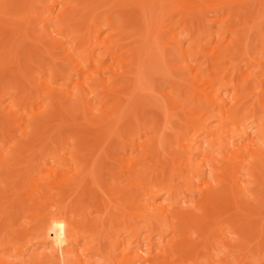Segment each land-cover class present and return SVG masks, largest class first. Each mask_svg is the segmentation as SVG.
<instances>
[{
	"label": "bare ground",
	"instance_id": "obj_1",
	"mask_svg": "<svg viewBox=\"0 0 264 264\" xmlns=\"http://www.w3.org/2000/svg\"><path fill=\"white\" fill-rule=\"evenodd\" d=\"M21 1L0 0V16L7 15L10 4L19 10ZM130 1L137 2V12L130 9L133 13L117 22L110 15L101 20L103 28L115 33L113 39L99 38V24L93 27L94 39L105 48L104 54L102 48L99 52L104 57L97 53L94 65L89 53L83 63L70 57L73 64L69 63L66 77L69 79L72 73L83 79L75 92L57 89L52 81L48 85L42 79L37 82V76L43 77L40 66L36 77L28 76L30 72L25 70V64H31L45 49L40 40L46 32L30 39L26 30L21 31L33 15V3L21 4V14L17 12L21 25L18 18V23L11 21L10 29L3 25L6 22L1 23L6 33L14 30L17 35L14 52L15 45H8L4 31L0 35L1 65H13L9 73L17 81L23 80V94L18 95L21 83L17 82L4 93L7 102L0 99V117L6 121L11 118L14 124L10 132L14 125L19 129L15 127L9 134L4 120L7 139L3 128L4 137L0 134L4 149L0 152V199H4L0 200V264H17L7 258L10 246L21 248L17 252L19 264H264V27L257 26V44L253 45L248 35L250 27L264 20V0L248 10L249 16L253 12L257 16L248 22L247 34L241 28L226 26V16L224 20L218 14L213 18L206 15V9L215 13L218 0ZM227 1L233 2L228 11L242 13L234 7L239 4L237 0ZM76 2L69 6L61 3L51 17V9L46 6L41 23L54 21L62 30L68 25L66 20H88L94 1ZM125 2L122 4L128 9L130 4ZM65 8L73 14L64 13ZM172 8L181 14L175 21ZM10 13L12 8L9 18ZM232 13L228 17L234 16ZM94 19L90 14L89 24ZM168 19L171 25L167 23L166 31H162ZM213 22L220 24L211 31ZM165 32L168 37L164 38ZM203 37L215 42L213 54L204 55V60L200 59V49L189 53V47ZM50 38L56 45L61 43L55 36ZM130 38L137 44L131 46ZM186 43L189 46H184ZM221 46L224 48L219 53ZM69 49L65 51L70 53ZM107 59L116 65L105 64ZM174 59L181 63H172ZM89 63L94 70L87 74ZM106 71L114 74L117 82L111 75L104 76ZM0 72L5 78L7 71ZM54 72L50 79L56 77ZM152 73L169 79L167 92L155 93L157 89L149 85ZM90 84L94 88H87ZM143 90L160 100L155 102L158 100L153 96L147 102L159 107L162 121L157 117L148 131L147 122L142 120V127L133 132L124 118L130 112L136 114L132 112L137 109L132 100ZM56 118L62 122L59 126L53 124ZM50 123L58 131L67 125L72 133L61 136V129L55 132ZM83 124L89 129L82 131ZM13 133L18 138L9 144ZM111 143L120 146L119 153ZM107 157H112L115 167ZM105 161L113 165L107 169ZM103 176L108 177L105 181L110 178L107 189L101 187ZM35 197L42 204L37 205ZM17 218H21L19 222ZM9 233L14 237L7 238ZM32 241L36 243L28 250L27 243Z\"/></svg>",
	"mask_w": 264,
	"mask_h": 264
},
{
	"label": "rangeland",
	"instance_id": "obj_2",
	"mask_svg": "<svg viewBox=\"0 0 264 264\" xmlns=\"http://www.w3.org/2000/svg\"><path fill=\"white\" fill-rule=\"evenodd\" d=\"M10 1H12V0H10ZM31 1V2H30ZM34 1V0H33ZM62 2H60V0H37V2H36V0L34 1V3L32 2V0H23V2L21 1V4L23 3V5H29L30 3H33L32 5H33V7H32V10H33V15H32V17L30 18V20H29V23L27 24V26H26V24L25 25H23V27H22V29H21V31L22 30H26V32H27V34L29 35L28 37L31 39V38H33V37H36V35L38 36L39 34H40V32H42V31H44V32H46L45 33V35L44 36H42V38H41V45L40 46H42V44H45L44 46L45 47H43V48H45L44 49V54L43 53H41V54H39L38 56L37 55H35V57H34V59H33V61H36L37 63H35V62H33L32 61V63L31 64H25V60H22V61H20V62H24L23 64H25L26 65V69L25 70H27V71H29L30 73H28V76H32L31 74H35V73H38V69H40V67H41V69L43 70V72H42V70L40 69L39 71H41V73H42V75L41 76H43L42 78H40L39 79V77L37 76V75H39V74H35L34 75V77H36L37 76V78L38 79H36L35 78V80L38 82V80L39 81H41V79H42V82H43V84L44 83H46L47 85H48V81H52L51 83L54 85V87H56L57 89H60V88H65V90H67V91H77L76 89H77V83H79L80 85H82L83 83H82V80L80 79V78H78V79H80V80H78L77 79V77L75 76V75H73L72 73H71V75L69 76V79H68V76L66 77V75H65V73L66 72H68V73H70V65H69V63H72L73 64V60L72 59H74L75 58V60L77 61V62H81V63H83V61H82V59L84 58V57H87V55H89V54H91L90 55V57H89V60L92 62L93 61V63H91L92 65H94V60L95 59H98V57L100 56V58L101 57H104V53H105V48H103L102 46L103 45H101L100 43H98L97 42V40H95L94 39V37H93V35L95 34V32H94V30H95V28H93L94 26H97V24H99L97 27L98 28H100V30H99V38H101V37H107V40H111V39H113L114 37H115V33L114 32H112V31H109L110 29H107V27H104L103 28V21H101V20H103L104 19V17L106 16V15H110V18L111 19H114V22H117V21H119L120 20V18L122 19H124V17H126V15L128 16L129 15V11H138V8H137V6H135V4L136 5H138L137 4V2L135 1V2H133L132 4H130L132 1H130V0H119V2L118 3H115V1L116 0H98V2H97V0H93L95 3H98V4H96L95 5V3L93 2V6H95L94 8H93V10L92 9H90L91 10V12L89 13V17L87 16V18H88V20H86L85 19V21L83 22V18H82V20L80 19L79 20V18H75V19H70V20H66V22L68 23V25L65 27V28H63L62 30H60V26L58 25L59 23H52V22H54V21H52V22H45L44 24H45V26L43 27L42 25H44L43 23H41V19L44 17V14L46 13V6H48L47 7V9H51V14H49V16L51 17V16H54L56 13H57V11H58V9L60 8V5H61V3H65V4H67L68 6L69 5H73V2L74 3H77L76 1H78L79 2V0H65V2H64V0H61ZM81 2L83 1V2H86L87 0H80ZM118 1V0H117ZM116 1V2H117ZM122 1V2H121ZM124 1H126L125 3H127V5H129L128 7V9H126L125 8V4H122V3H124ZM130 1V2H129ZM223 1V0H222ZM221 1V2H222ZM226 0H224L223 2H224V4H222V6H221V3L219 2V0L218 1H216L217 2V4L218 5H215V8H214V11H215V13L213 12V10H212V12H211V10H209V9H206L205 10V13H206V15L208 16V17H212V16H215L216 14H218V16L219 17H221L222 19H224L225 21H228L229 20V22H225V25L227 26H229V27H231V25H232V28H236V30H239V28H241L240 30H246L245 32H246V34H247V28L249 27L248 25L250 24V23H248V22H253L254 20H255V15L257 16V13L256 12H253L252 13V16H249L250 15V11L248 12V10H250V9H252L254 6H258V4H256V3H258V1L260 2L261 0H257L256 2H255V4H254V0L253 1H250V0H248V2L246 3L245 1L246 0H237V2L239 3L238 5L237 4H235V6L234 7H236V8H240L239 10H241L240 12H242V13H239V11L236 13L237 15L235 16V12H236V10H235V12H234V9H233V13H232V11H228V10H231V5L230 4H232L233 2H232V0H231V2L232 3H230V1H227V2H225ZM250 1V2H249ZM67 2V3H66ZM80 2V3H81ZM82 2V3H83ZM101 2H103V3H101ZM106 2V3H105ZM121 2V3H120ZM235 2V1H234ZM236 2V3H237ZM253 2V3H252ZM135 3V4H134ZM230 3V4H229ZM21 4H19L20 6V8L22 9V7H21ZM106 4V5H105ZM110 4V5H109ZM119 4H121V5H119ZM220 4V5H219ZM22 5V6H23ZM80 6H81V4H79ZM98 5H101L100 7H97ZM116 5V6H115ZM127 5H126V7H127ZM230 5V6H229ZM233 5V4H232ZM248 5V6H247ZM110 6V7H109ZM119 6V7H118ZM124 6V7H123ZM158 6V5H157ZM221 6V7H220ZM10 7L12 8V10H13V13H10V16H11V18L13 17L14 19H12L11 20V18H9V16H8V13L10 12V10H11V8H10V10H6V12H7V15H6V13H3V15H6V16H8V20L6 19L7 17L6 16H0V28L2 27H4V26H7L9 29L11 28V21H13V22H16V23H18L17 22V18H18V20H19V24L21 25V23H22V20L20 21V19H19V16L21 17V15H19V13L21 12V11H19L20 10V8H19V10H18V7L16 6V7H12V5L10 4ZM115 7V8H114ZM116 7L118 8V10L116 9ZM121 7V9H119ZM233 7V6H232ZM249 7V8H248ZM250 7H252V8H250ZM45 8V9H44ZM67 8V7H66ZM65 8V9H66ZM70 8V7H69ZM64 9L63 11H64V13H67V15L68 14H73V11L71 10V9ZM110 8H112V9H110ZM212 8V7H211ZM16 9V10H15ZM23 9H24V7H23ZM123 9V10H122ZM131 9V10H130ZM171 9V8H170ZM14 10L16 11V15H17V12H19L18 13V15L16 16L15 14H14ZM18 10V11H17ZM117 11V12H115V11ZM172 10H174V12L172 13V20L174 19V21H175V19L177 20L178 18H180V16H181V14H179L178 13V11H177V9L175 8V9H173L172 8ZM243 10H244V12H243ZM72 11V12H71ZM112 11V12H111ZM128 11V12H127ZM12 12V11H11ZM45 12V13H44ZM124 12V13H123ZM218 12V13H217ZM232 13V15H234V16H231V17H228V15H229V13ZM63 13V15H66V14H64ZM94 13V14H93ZM133 13V12H132ZM132 13H130V14H132ZM135 13V12H134ZM213 13H214V15H213ZM228 13V14H227ZM249 13V14H248ZM255 13V14H254ZM21 14V13H20ZM36 14V15H35ZM42 14V15H41ZM90 14H91V18L92 17H95L96 19H94L93 21H92V23H90L89 24V21H90ZM93 14V15H92ZM238 14H239V16H240V18L238 17ZM14 15L16 16V17H14ZM41 15V16H40ZM125 15V16H124ZM34 16V17H33ZM118 16V17H117ZM206 16V17H207ZM224 16H226V17H224ZM249 16V17H248ZM41 17V18H40ZM115 17V18H114ZM174 17V18H173ZM224 17V18H223ZM232 17H233V19H232ZM242 17V18H241ZM245 17V18H244ZM253 17V19H251ZM16 18V19H15ZM99 18V19H98ZM117 18H118V20H117ZM213 18V17H212ZM230 18V19H229ZM239 18V19H238ZM32 19V20H31ZM76 19H78V21L76 20ZM220 19V18H219ZM244 19H246V20H244ZM251 19V20H250ZM36 20V21H35ZM237 20V21H236ZM7 21H9V23H10V26H9V23L7 22ZM80 21V22H79ZM99 21H101V22H99ZM165 21L166 20H164V23H163V25H164V27H165V29H162V31H166V28L168 27L167 25L169 24V26L171 25L170 24V21H169V19H168V22L166 21V23H165ZM190 21V20H189ZM4 22H6L7 23V25L6 24H3L4 26H2V24L1 23H4ZM72 22V23H71ZM75 22V23H74ZM87 22V23H86ZM219 22H221V20L219 21ZM16 23H14V24H16ZM97 23V24H96ZM102 23V24H101ZM168 23V24H167ZM13 24V23H12ZM124 24H126V23H124ZM220 23H218V22H213V26L212 27H210L209 28V30H211V31H214L215 29H217L218 28V25H219ZM34 25V26H33ZM36 25V26H35ZM254 25H256V24H254ZM253 25V26H254ZM261 26V28H263L264 27V20H263V22L261 21L259 24H257L256 25V27H250L249 29H251V30H249V33H248V35L250 36V38H251V40H252V44L254 43V44H257V40H258V37H257V26ZM100 26V27H99ZM101 26H102V28H101ZM167 26V27H166ZM226 26L224 27V30L226 29ZM246 26V27H245ZM258 26V27H259ZM263 26V27H262ZM26 27V28H25ZM27 27H28V29H27ZM31 27V28H30ZM34 27V28H33ZM37 27V28H36ZM43 27V28H42ZM163 27V28H164ZM1 28V31H0V35H7L6 36V41H7V39H8V45H10V46H14L15 44H16V42H14L15 40L14 39H16L15 37L17 36H15L14 35V33H15V31L14 30H10L11 32H9L10 33V36H9V33L7 32H5L6 30H5V28H3L2 29ZM24 28V29H23ZM30 28V29H29ZM39 28H40V30H39ZM42 28V29H41ZM254 30H256L255 31V33H254V31H253V29ZM256 28V29H255ZM38 29V30H37ZM44 29V30H43ZM91 29V30H90ZM261 30H263L264 31V28L263 29H261ZM4 31V32H3ZM88 31L90 32V33H88ZM2 32H3V34H2ZM14 32V33H13ZM110 32H112L111 34H110ZM35 33V34H34ZM50 34V36H49V34ZM94 33V34H93ZM251 33V34H250ZM13 34V35H12ZM48 34V35H47ZM93 34V35H92ZM166 32L163 34V36H164V38H165V36H166ZM195 34H198V30L197 31H195ZM90 35V36H89ZM168 35V34H167ZM256 35V36H255ZM8 36H9V38H8ZM51 36H55V38H57V39H60L61 40V45L60 44H58V45H56L57 43L56 42H54V41H52L51 42ZM92 36V37H91ZM166 37H168V36H166ZM12 38V40H10ZM49 38V39H48ZM10 40V41H9ZM43 40H45V41H43ZM92 42H91V41ZM133 41V42H130V45L132 46V45H136L137 43H136V41H134V39H131L130 38V41ZM13 41V42H12ZM50 43H49V42ZM43 42V43H42ZM46 42V43H45ZM53 42L55 43L54 45H53ZM96 42V43H95ZM9 43H11V44H9ZM15 43V44H14ZM98 43V44H97ZM5 44H6V42H5ZM4 44V45H5ZM52 44V45H51ZM253 44V45H254ZM7 45V44H6ZM48 45H50V46H48ZM58 47H56V46ZM214 45H215V42H213V41H208L207 40V37H203V39H201V40H199L197 43H196V45H194V46H190L189 47V53L190 54H192V52H196L197 50H201V54H202V56H200V59H202V60H204L205 59V56L204 55H207V57H209L208 56V54H213V47H214ZM63 46V47H62ZM184 46H189V44L188 43H186ZM252 46V45H251ZM259 46V45H258ZM16 47V45L14 46V47H12L13 49L11 50V51H13L14 49H16L15 48ZM53 47V48H52ZM70 48L68 51L70 52V53H68L67 51H65V49L66 48ZM253 47V49H254V47L255 46H252ZM257 47V46H256ZM4 48V50L6 49V46H4L3 47ZM30 48H31V46H30ZM33 49H34V46L32 47ZM56 48V49H55ZM103 49V51L104 52H102V53H99L100 52V49ZM223 48L224 47H220V49H219V53H221V51L223 50ZM33 49H31V50H33ZM54 49V50H53ZM58 49V50H57ZM102 49H101V51H102ZM255 50H257V49H255ZM48 51V52H47ZM14 52V51H13ZM13 52H9V55L11 56L12 54H13ZM54 52V53H53ZM67 52V53H66ZM92 52V53H91ZM48 53V54H47ZM63 53V54H62ZM89 53V54H88ZM97 53L99 54V56L97 55ZM54 54V55H53ZM69 54V55H68ZM93 54V55H92ZM41 55V56H40ZM45 55V56H44ZM58 55V56H57ZM95 55V56H94ZM103 55V56H102ZM216 55V54H215ZM8 56V55H7ZM9 56V57H10ZM65 56H67V57H65ZM72 59H71V58ZM93 57V58H92ZM204 57V58H203ZM0 58H1V55H0ZM51 58V59H50ZM55 58V59H54ZM57 58V59H56ZM109 58V57H108ZM150 58H152V57H150ZM50 59V60H49ZM94 59V60H93ZM176 59V58H175ZM173 60L172 61V63L174 62H176V64L177 65H179V63H181L180 61H176V60ZM4 60H6V59H4ZM3 60V61H4ZM45 60V61H44ZM53 60V61H52ZM67 60V61H66ZM52 61V62H51ZM55 61H58V62H55ZM65 61V62H64ZM107 61H108V63H110V62H112L114 65H116L115 63H114V61H112L111 59L109 60V59H107V60H105V64L107 63ZM150 61H153V60H150ZM0 70L1 71H7L6 73L5 72H3V74L5 73L6 75V77L5 78H3L4 76H0V79H2V81H0V99L1 100H3V99H5V101L7 102V100H8V98H7V96H4L3 97V95H4V93L5 92H7V91H11V88H13V86H15V85H17V82H19V81H17L16 80V78H14L13 77V75H11V73H9V71H11V69H13V65L11 66V63L10 62H8V63H10V66L8 65V67L6 66V64L5 65H1V64H4L2 61H1V59H0ZM5 62V61H4ZM7 62V61H6ZM40 62V63H39ZM42 62H43V64H42ZM49 62H51V64L52 63H54V64H52V66H51V64L49 63ZM76 62V63H77ZM147 62H149V57L147 58ZM177 62H179V63H177ZM7 63V64H8ZM76 63H74V64H76ZM89 63V65L90 66H88L87 67V69H86V72H87V74L89 73H91V72H93V70H94V68H92L93 66L91 65ZM35 64V65H34ZM41 64V65H40ZM112 64V65H113ZM28 65V66H27ZM30 65H32V66H30ZM55 65H57L58 66V68H57V66H55ZM111 65V66H112ZM1 66L3 67V68H1ZM21 66H23V65H21ZM30 66V67H29ZM40 66V67H39ZM46 66V67H45ZM7 67V68H6ZM33 67V68H32ZM39 67V68H38ZM54 67H56L55 69H53ZM60 67V68H59ZM69 69V70H67V68ZM31 68V69H30ZM48 68V69H47ZM50 68V69H49ZM5 69V70H4ZM30 69V70H29ZM53 69V70H52ZM59 69V70H58ZM89 69V72L87 71ZM93 69V70H92ZM51 72H53L54 70H55V72L54 73H52L54 76L53 77H55V78H52V79H50V71ZM36 71V72H35ZM63 71V72H62ZM1 73V72H0ZM9 73V74H8ZM55 73H57V74H55ZM58 73H60V74H58ZM63 73V74H62ZM67 73V74H68ZM108 73L109 74H107V71L105 72V75L104 76H108V75H111V79L113 80V81H116L117 82V80L115 79V78H117L116 76H114V74H111V72L110 71H108ZM177 74V72H175L174 71V74ZM203 73H205V72H203ZM62 74V75H61ZM175 74V75H176ZM65 75V76H64ZM62 76V77H61ZM64 76V77H63ZM73 76V77H72ZM162 78H161V77ZM58 77V78H57ZM108 77H110V76H108ZM149 77H151L150 78V80L152 81V83L150 84L149 83V85H152L153 87H155L154 89L156 90L155 91V93H157V92H159V93H165V91L167 92L168 91V85L170 84V83H168L169 81V79L167 80V79H165V77L161 74V73H156V74H154V73H152V74H149ZM49 78V79H48ZM67 78V79H66ZM14 79V80H13ZM17 79H18V77H17ZM20 79V78H19ZM18 79V80H19ZM45 81H44V80ZM47 79V80H46ZM64 79V80H63ZM115 79V80H114ZM155 79V80H154ZM162 79V80H161ZM75 80V81H74ZM154 80V81H153ZM23 81V80H22ZM22 81H20L19 83H21V85L20 84H18V87H19V90H18V95H22L23 94V88H22V86H23V82ZM34 82V83H37V82ZM70 81V82H69ZM85 81V80H84ZM83 81V82H84ZM88 81V80H87ZM87 81H85V82H87ZM113 81H112V85H115L116 84V82H115V84L113 83ZM150 81V82H151ZM163 81V82H162ZM2 82V83H1ZM6 82V83H5ZM61 82H62V84H61ZM160 84H159V83ZM166 82V83H165ZM4 83V84H3ZM50 83V82H49ZM69 83V84H68ZM156 85L157 83H158V85H159V88L158 87H156V86H158V85H154V84ZM174 83H176L177 84V81H175ZM52 85V86H53ZM67 85V86H66ZM92 84H90V85H87V88H92V86H93V88H94V85H92ZM178 85L180 86V83H178ZM177 85V86H178ZM20 86H21V88H20ZM4 88V90H3V88ZM43 89H44V87H42ZM68 88H69V90H68ZM9 89V90H8ZM162 91H161V90ZM2 91V92H1ZM146 93H145V92ZM143 92V93H142ZM140 91L139 92V94L137 93L136 95L137 96H141V98L140 97H137L136 95H135V97H133V102L136 104V105H134L135 107H137V109L136 108H134V109H136V111H132V112H136V114L135 113H128V115L124 118L125 119V122H126V124L127 123H129L131 126H133V129L134 130H132L131 129V131H133V132H135V130L137 129V127L138 126H140V125H143V122L144 121H146L147 123V125L145 126V129L146 130H148L149 128H147V127H149V126H153V122L156 120V119H158V118H160V119H158L159 120V122L161 123V121H162V118L160 117V114H161V110L159 109V107L157 106V105H152V106H150V104H148V102H147V100H149V98L150 97H153L155 94H153V96H152V94H150L149 92H147V90H143V91ZM185 92V91H184ZM145 93V94H144ZM148 93H149V95H151V96H149L148 95ZM142 94V95H141ZM137 97V98H136ZM142 97H145V99H143ZM155 97L156 96H154V99H155ZM148 98V99H147ZM40 99H38L37 100V102L39 101ZM155 100H158L157 98L155 99ZM139 103H138V102ZM146 102H147V104H146ZM155 102H160V100H158V101H155ZM35 104H36V101L34 102ZM107 103V102H106ZM125 103H126V101H125ZM124 103V104H125ZM141 103V104H140ZM107 104H109V103H107ZM129 105V104H128ZM147 105H149V106H147ZM141 107V108H140ZM151 107V108H150ZM146 108V109H145ZM130 110H131V107L129 108ZM138 110H139V112H138ZM147 110H148V112H147ZM143 112V113H142ZM146 113V114H145ZM149 113V114H148ZM159 113V114H158ZM135 115V116H137V117H135V116H132V115ZM139 114H141V115H139ZM1 115V114H0ZM148 115V116H147ZM155 117H154V116ZM158 115V116H157ZM2 116V115H1ZM130 116H132L131 118H130ZM141 116H143V117H141ZM145 116H146V118H145ZM130 118V119H128V118ZM139 117V118H138ZM158 117V118H157ZM2 118V119H1ZM133 118H137V119H133ZM153 118V119H152ZM147 119H149V120H147ZM0 120H2V121H0L1 123H2V126H0V129H1V131H0V134H1V136L2 137H4L5 136V138H6V136H8V133L10 134V133H12L13 132V130L15 129V127H16V125H14L15 127H13L14 129L13 130H11V132L9 131L11 128H12V126H13V121L11 120V118H10V120L9 119H7V121H6V119L5 118H3V117H0ZM6 121V125H5V121ZM60 119H53L52 121H53V124H55V125H58V123L60 124V123H62V122H60L59 121ZM131 120V121H130ZM136 120H137V122H136ZM142 120H143V122H142ZM3 121H4V123H3ZM51 121V122H52ZM133 121V122H132ZM56 122V123H55ZM8 123H12V125L11 126H9L8 125ZM151 123V124H150ZM3 124H4V126H3ZM51 125V127H52V123H50ZM55 125H54V127H55ZM5 126L7 127L6 129H8V127H9V129L7 130L8 131V133H7V131H6V129H5ZM59 126V125H58ZM63 126V125H62ZM66 127H62V128H60L61 129V131H60V129H59V131H60V133H59V131H58V129H56V127H55V132L56 131H58L57 133H59L60 135L62 134H64L65 133V135L67 136V135H69V132L70 133H72L71 132V130L69 131V128L67 129V125H65ZM124 126V125H123ZM123 126H121L122 127V129H120V130H123ZM54 127H52L51 129H53ZM60 127H61V125H60ZM81 128V130L83 131V130H88L89 129V127H85L84 126V124L82 125V126H80ZM135 127V128H134ZM140 127H142V126H140ZM4 129V131H5V135L3 136V134H4V132L3 133H1L2 131H3V129ZM17 128V127H16ZM151 128V130H152V128L153 127H150ZM16 130H18L19 131V129L17 128ZM119 130V131H120ZM149 131V130H148ZM17 131H15L14 133H16ZM62 132V133H61ZM14 133H13V135H11L10 136V140H9V144H11V143H13L15 140V138L14 137H16V135L17 134H15L14 135ZM67 133V134H66ZM148 133H150V132H148ZM18 135H19V133H18ZM61 135V136H62ZM168 135H170L171 136V133L170 134H168ZM0 136V139L2 138ZM64 136V135H63ZM65 136V137H66ZM116 137V136H115ZM17 138H18V136L16 137V140H17ZM128 138V137H127ZM7 139V138H6ZM105 140H104V144H106V142H107V139H106V137L104 138ZM115 140V139H114ZM125 140H126V138H125ZM2 140H0V142H1ZM117 142H118V140H116ZM114 142V141H113ZM112 142V143H113ZM117 142H115L116 144H117ZM111 143V144H112ZM8 144V145H9ZM114 144V143H113ZM112 144V146L111 147H113V146H117L116 144L115 145H113ZM119 144V143H118ZM110 145V144H109ZM108 145V146H109ZM51 146V145H50ZM50 146H47L48 148H50ZM1 147V143H0V152H2V150L4 151V149ZM47 148V149H48ZM117 148L119 149L120 148V146L118 145L117 147H116V149H114L115 150V153H119V151H120V149L118 150V152L116 151L117 150ZM88 149V148H87ZM113 149H111V151H112ZM29 152V151H28ZM111 156V155H110ZM109 157V156H108ZM106 158V159H111V158ZM107 161V160H106ZM104 162L105 164H107V166H108V168L106 167V165L105 164H103L104 166H105V168H107V169H109V166H110V164H111V162L110 161H112V159L109 161V164H108V162ZM112 163H113V161H112ZM113 164H115V163H113ZM113 164H111V165H113ZM116 166V164L115 165H113V167H115ZM105 173V172H104ZM41 175V172H39L37 175H36V178H38L39 176ZM107 176H109V175H107ZM107 176H103L101 179L103 180V182L106 180V178H108ZM108 180H110V178L109 179H107V181H105V182H107V183H101V184H103V186H101L102 188L104 187V185H105V187L107 186V184H108ZM100 184V185H101ZM21 186V185H20ZM0 187H2L1 185H0ZM105 187H104V189H105ZM108 187H106V189H107ZM6 192H8V193H6ZM5 193L6 194H8V195H10L9 193H11V191H8V190H6L5 191ZM5 193H3L2 192V194H5ZM99 194V193H98ZM4 196V195H3ZM5 196H7V195H5ZM36 198V197H35ZM38 201H37V200ZM35 200H36V204L37 205H40V204H42V202H41V199H38V198H36ZM1 201H3L4 199H0ZM4 202V201H3ZM3 202H0V207H2L1 205V203H3ZM39 202V203H38ZM6 203H8V202H6ZM7 205V204H6ZM3 206H5V205H3ZM36 207V206H35ZM31 209H34V207H31ZM20 216H22V215H19V217ZM1 217V216H0ZM19 219H21V218H17V221L19 222L20 220ZM3 228H2V226H0V233L2 234V232H3V230H2ZM1 234H0V238H1ZM19 234H20V232H19ZM19 234H18V236H19ZM21 235V234H20ZM6 236H8L7 238H10L11 236H13L11 233H9V234H7ZM17 236V237H18ZM14 237V236H13ZM20 237V236H19ZM19 239V238H18ZM23 239V238H22ZM23 241V240H22ZM18 242H21V240L19 239V241ZM31 243V244H30ZM28 242L27 243V246L26 247H28V250H31V249H33V245L36 243L35 241L33 242ZM32 247H31V246ZM30 248V249H29ZM21 249V248H20ZM20 249L18 250V248H17V250H15V248L14 247H12V246H10V247H8L7 248V250L6 251H8L7 252V258H10V259H12L13 261L14 260H16V262L15 263H17V264H19L18 262H19V258L21 259V257L18 255V253L17 252H20ZM13 250V251H12ZM17 253V254H16ZM14 255V257H13V255ZM16 254V255H15ZM12 255V256H11ZM25 255H26V257H27V255H28V252H27V254L25 253ZM15 256H19V257H15ZM25 257V258H26ZM18 261V262H17ZM100 263L101 264H103V262H101L100 261ZM106 264V263H105Z\"/></svg>",
	"mask_w": 264,
	"mask_h": 264
}]
</instances>
